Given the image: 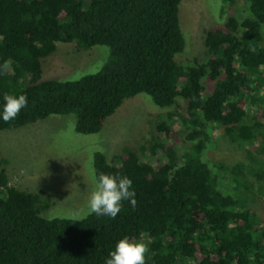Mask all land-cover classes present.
<instances>
[{
  "label": "trees",
  "instance_id": "16d2710c",
  "mask_svg": "<svg viewBox=\"0 0 264 264\" xmlns=\"http://www.w3.org/2000/svg\"><path fill=\"white\" fill-rule=\"evenodd\" d=\"M179 1L0 0V113L5 93L28 97L16 119L0 116V130L71 113L76 133H94L138 93L159 108L181 100L175 118L185 130L180 138L161 121L137 151L111 161L93 153L92 173L133 182L136 206L123 201L115 219L40 216L48 203L10 185L0 157V264H105L125 236L148 245L146 264H264V219L239 202L256 179L249 161L264 153V0H246V16L208 29L204 60L186 64L174 59L184 45ZM56 42L105 45L108 59L75 80H41L40 59ZM212 136L246 145L244 160L213 163Z\"/></svg>",
  "mask_w": 264,
  "mask_h": 264
},
{
  "label": "rangeland",
  "instance_id": "374dc122",
  "mask_svg": "<svg viewBox=\"0 0 264 264\" xmlns=\"http://www.w3.org/2000/svg\"><path fill=\"white\" fill-rule=\"evenodd\" d=\"M246 7V0H234L232 5L220 0H180L177 17L184 45L174 59L180 64H186L191 59L204 60L205 32L214 25L222 24L228 16L237 19L246 16ZM259 30L264 37V24L259 25ZM108 53L105 45L79 50L72 44L56 42L53 52L40 59V79H78L97 71L108 59ZM182 106V101L177 100L170 107L159 108L151 104L147 95L138 93L125 99L104 118L100 129L94 133H76L71 113L49 115L15 129H2L0 157L6 161L4 169L8 183L19 190L40 192L41 201L48 203V207L40 212L42 217H84L89 194L94 188L93 153L100 152L107 161H111L122 148L137 151L139 145L156 134L155 126L161 121L170 124L181 138L185 130L175 116L181 112ZM260 139L264 140V126ZM212 140L206 154L210 155L213 163L223 159L231 166L244 160L246 145H228L220 140L219 145L214 144V136ZM156 157L159 161L162 159L160 154ZM142 159L147 160L146 156ZM155 159L148 158L154 163L157 162ZM247 166L250 168L246 176L253 178L254 174L256 179L252 180V185L239 202L263 220L264 153L255 155ZM257 186H260L258 190Z\"/></svg>",
  "mask_w": 264,
  "mask_h": 264
},
{
  "label": "clouds",
  "instance_id": "9594fccd",
  "mask_svg": "<svg viewBox=\"0 0 264 264\" xmlns=\"http://www.w3.org/2000/svg\"><path fill=\"white\" fill-rule=\"evenodd\" d=\"M107 47V46H105ZM254 51V49H252ZM7 71V62L2 66ZM2 119L5 123L10 122L20 114L21 109L27 107L28 97L26 94L14 96L5 93L3 96ZM94 188L87 200L86 215L106 216L115 219L121 212L122 202L127 200L135 208V191L132 189V180L127 176L93 173ZM82 217L74 216V220ZM149 252L148 245L142 241L131 240L127 236L118 240L114 250L110 251L105 264H146V255Z\"/></svg>",
  "mask_w": 264,
  "mask_h": 264
}]
</instances>
